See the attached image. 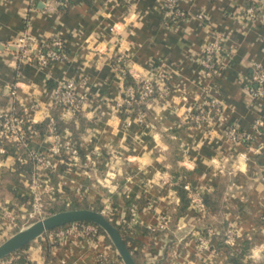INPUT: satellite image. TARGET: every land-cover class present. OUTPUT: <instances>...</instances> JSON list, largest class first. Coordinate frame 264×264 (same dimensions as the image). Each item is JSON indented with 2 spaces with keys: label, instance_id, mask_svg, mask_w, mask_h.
<instances>
[{
  "label": "crops",
  "instance_id": "obj_1",
  "mask_svg": "<svg viewBox=\"0 0 264 264\" xmlns=\"http://www.w3.org/2000/svg\"><path fill=\"white\" fill-rule=\"evenodd\" d=\"M252 3L182 0L186 18L171 19L161 0H0V113L27 110L38 127L55 119L62 139L77 143V157L63 150L51 155V171H39L53 191L47 198L112 217L137 264H231V256L264 264V133L241 144L227 136L228 127L253 133L264 122V101L249 92L255 67L264 71V25L248 18ZM25 34L61 38L67 58L44 69L21 63L15 43ZM215 42L223 71L210 79L201 62ZM119 54L133 73L153 75L167 89L164 99L144 104V117L122 106L126 81L113 65ZM63 78L85 79L89 95L65 118L51 97ZM210 98L223 104L221 119L197 122L195 108ZM53 141L46 129L31 146L46 153ZM13 155H0V244L30 206L31 175ZM187 183L203 192L206 213L190 204ZM229 228L239 233L234 248L222 239ZM198 236L209 250L197 249ZM109 241L70 235L31 243L23 254L30 264H124Z\"/></svg>",
  "mask_w": 264,
  "mask_h": 264
},
{
  "label": "built area",
  "instance_id": "obj_2",
  "mask_svg": "<svg viewBox=\"0 0 264 264\" xmlns=\"http://www.w3.org/2000/svg\"><path fill=\"white\" fill-rule=\"evenodd\" d=\"M129 2V0H125ZM163 10L167 17L171 19H185L186 13L181 9L182 0H161ZM253 3L247 9L248 18L253 21H260L264 25V2L262 0H252ZM63 5L61 2L57 3ZM48 11L53 10L51 4H46ZM15 48L18 51V59L23 64L33 65L37 69H44L49 65L65 60V43L61 38L54 37L48 42H40L31 35L25 34L17 40ZM224 50L220 43L215 42L208 44L204 50L202 67L204 75L207 78H214L221 75L223 67ZM113 65L118 75L126 80L128 77L134 81V85H126L123 91L122 106L127 113H133L136 105L145 104L151 98L157 96L164 99L167 95L166 88H159L153 75L140 77L133 73L128 67V57L119 54L114 58ZM87 82L85 79L74 80L63 78L59 80L51 92L53 106L60 108L61 115L65 118L68 114H76L87 103L89 99L86 89ZM250 94L257 101H264V71L261 67H255L251 75V84L249 86ZM37 105H33V109ZM144 117L143 112H139ZM223 115V104L214 98H210L195 108L193 119L197 122L218 121ZM33 119L30 112L25 110L22 113L16 108L0 113V155H9L5 143L15 145L17 148L14 155L17 162L21 165L32 163L33 172L28 181L29 205L36 211L42 210L46 197L53 194L49 182L43 181L39 176L40 170L51 171L53 166L52 156H59L63 150L69 152L73 157H77L79 149L77 143L73 140H63L57 129L55 119L49 121L47 133L53 138V144L48 152H41L31 146V139L36 133L33 130ZM253 133L240 131L236 127H228L227 136L233 144L249 143L257 135L264 133V122L256 121L253 125ZM12 154V153H11ZM245 158V155H241ZM184 190L188 193L190 204L202 213L207 212V205L203 192L193 188L190 184L184 185ZM138 214L136 206L131 208V220L133 221ZM168 220L163 219L160 229H165ZM98 228L95 225L84 223H73L65 226L57 236L59 241L70 235H77L81 238L94 240L98 237ZM223 242L234 248L239 240V233L235 228L227 229L222 236ZM210 245L205 236H198L197 249L200 251L209 250ZM17 258L12 257L4 264H17ZM26 264H30L26 262ZM168 264H176L170 262Z\"/></svg>",
  "mask_w": 264,
  "mask_h": 264
},
{
  "label": "water",
  "instance_id": "obj_3",
  "mask_svg": "<svg viewBox=\"0 0 264 264\" xmlns=\"http://www.w3.org/2000/svg\"><path fill=\"white\" fill-rule=\"evenodd\" d=\"M73 223H90L101 228L118 251L124 264H137L119 230L102 213L90 209L59 212L17 232L0 245V261L23 249L45 233Z\"/></svg>",
  "mask_w": 264,
  "mask_h": 264
},
{
  "label": "trees",
  "instance_id": "obj_4",
  "mask_svg": "<svg viewBox=\"0 0 264 264\" xmlns=\"http://www.w3.org/2000/svg\"><path fill=\"white\" fill-rule=\"evenodd\" d=\"M125 81H126V85H127V86H128V85H134V81H133L131 78H129V77H128ZM135 107L137 108V110H139V111H141V112L144 111V109H145V105H144V104L136 105ZM56 109H57V111L60 112V108H56ZM18 111H19L20 113H22L21 110L18 109ZM58 128H59V127H58V123H57V129H58ZM46 129H47V125H45L44 127H38V126H36L35 124L33 125V130H34L35 133H38V132H44ZM58 132H59V129H58ZM4 146L7 148L8 152H9L10 154H11V153H14V151H15L16 148H17L15 145H10V144H7V143H5ZM27 166H28L27 171H28V174H29V176H30V175L32 174V172H33V165H32V163H28ZM182 201H183V205H184V206L187 205V203L189 202L188 199H187V197H186V194H185V193L182 194ZM45 203H46V205L51 206V208H53V209H52V211H53L52 214H53V215L56 214V213H59V212H63V211L65 210V208H63V207L56 206V205L52 202V199H51V198H47V199H45ZM82 208H87V207H82V206H80V205H75V206H73L71 209H72V210H77V209H82ZM93 210H95V211L101 213L100 210H96V209H93ZM106 218H107L108 220L111 221V223H112V224H113V225L119 230V232H120L121 235H122V228H121V226L117 225L116 222H115V220L112 219V217H106ZM84 224H90V223H84ZM91 225H92V224H91ZM97 228H98V232H99V234H103V235L107 236V234H106L101 228H99V227H97ZM60 229H61V228H58V229H55V230H53V231H58V230H60ZM109 242H110V241H109ZM29 246H30V244L27 245L26 247H24L23 249L17 251V252L15 253V255L12 256V257H16V258H17V260H16V263H17V264H26L27 260H26L25 255H24L23 253H24V251H25ZM5 260H6V259H5ZM230 263H231V264H241L240 259H239V257H237V256H231V257H230Z\"/></svg>",
  "mask_w": 264,
  "mask_h": 264
},
{
  "label": "rangeland",
  "instance_id": "obj_5",
  "mask_svg": "<svg viewBox=\"0 0 264 264\" xmlns=\"http://www.w3.org/2000/svg\"><path fill=\"white\" fill-rule=\"evenodd\" d=\"M47 199V197H46ZM52 209L51 206H48L46 205V203L44 202V207L42 208L41 211H39L40 213H37L36 211H34V209L29 206L28 207V210L25 212L26 214H23L25 215V218H22L20 217L22 220L21 222L18 224V226L15 228V230L13 231L14 233L13 234H16L17 232H19L20 230H24L26 229L27 227H29L31 224L41 220V219H44L46 217H49L52 214ZM69 210H72L71 208L70 209H65L64 211H69ZM108 216V215H107ZM106 217V216H105ZM70 225V224H69ZM65 227H62L60 230L58 231H50V232H47L45 233L43 236L39 237L38 239H36L35 241H33L32 243H41L42 241H44L45 239L50 241L51 243L53 244H57L59 242V237L57 236V234H59L62 230H64ZM44 239V240H43ZM7 240V239H6ZM5 240V241H6ZM4 241V242H5ZM2 244V243H1ZM0 244V245H1ZM14 254H12L11 256L5 258L4 260L0 261V264H4L7 260H10L12 258V256H14Z\"/></svg>",
  "mask_w": 264,
  "mask_h": 264
}]
</instances>
